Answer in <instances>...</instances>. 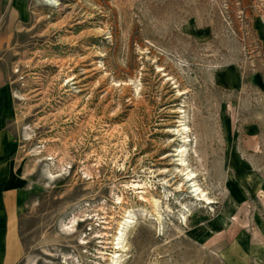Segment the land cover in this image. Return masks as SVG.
I'll use <instances>...</instances> for the list:
<instances>
[{
	"label": "rangeland",
	"instance_id": "rangeland-1",
	"mask_svg": "<svg viewBox=\"0 0 264 264\" xmlns=\"http://www.w3.org/2000/svg\"><path fill=\"white\" fill-rule=\"evenodd\" d=\"M22 1L0 264H264V0Z\"/></svg>",
	"mask_w": 264,
	"mask_h": 264
},
{
	"label": "crops",
	"instance_id": "crops-1",
	"mask_svg": "<svg viewBox=\"0 0 264 264\" xmlns=\"http://www.w3.org/2000/svg\"><path fill=\"white\" fill-rule=\"evenodd\" d=\"M23 4L22 0H0V47L11 39L16 14L22 11ZM10 253L12 256L17 254L14 247L10 249Z\"/></svg>",
	"mask_w": 264,
	"mask_h": 264
},
{
	"label": "bare ground",
	"instance_id": "bare-ground-1",
	"mask_svg": "<svg viewBox=\"0 0 264 264\" xmlns=\"http://www.w3.org/2000/svg\"><path fill=\"white\" fill-rule=\"evenodd\" d=\"M46 2H50V0H46ZM52 2V1H51ZM56 1H54L55 3ZM53 3V2H52ZM186 129V127L184 128V130ZM186 138V137H184ZM185 149H181L180 152H184ZM181 161H183V159L181 158L180 159ZM183 163V162H182ZM194 193V195H197L198 198H201V199H206L207 203H212V201L210 200V198L208 197H205L204 195V191L200 189V187H197V186H194V189L192 191ZM152 206L154 207L155 210H157L158 208H160V200L159 199H156V198H151L150 200ZM129 212V211H128ZM159 212V211H158ZM157 212V214H158ZM159 215V214H158ZM160 219V215L158 217ZM74 222V221H73ZM129 222V221H128ZM74 224V223H72ZM121 224V223H120ZM123 225V224H122ZM67 232H69V234H72L74 232V229H73V226L72 228L70 227H66L65 228ZM119 232H117L115 235H114V241L117 240L116 244V248L119 249V248H122L123 247V241H124V231L123 229H120L118 230ZM81 243H84V242H81ZM119 257L117 256V258H114V256H112L110 259H109V263L107 264H120V261L118 259Z\"/></svg>",
	"mask_w": 264,
	"mask_h": 264
}]
</instances>
